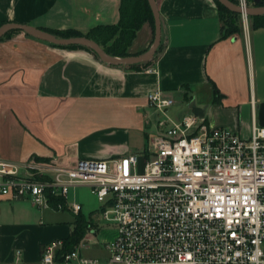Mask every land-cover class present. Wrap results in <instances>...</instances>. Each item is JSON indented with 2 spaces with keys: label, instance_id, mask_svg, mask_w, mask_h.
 Here are the masks:
<instances>
[{
  "label": "crops",
  "instance_id": "0c3cea01",
  "mask_svg": "<svg viewBox=\"0 0 264 264\" xmlns=\"http://www.w3.org/2000/svg\"><path fill=\"white\" fill-rule=\"evenodd\" d=\"M121 1L0 0V20L87 34L118 24ZM157 5L162 44L139 68L111 65L87 48L55 45L21 30L2 38L0 159L24 172L28 162L75 167L81 158L125 156L147 146L159 120L177 122L196 114L195 107L212 127L249 136L253 123L264 126V27L251 17L247 31L242 26L241 33L222 38L216 0ZM154 36L153 24L144 22L131 55L149 49ZM156 89L175 100L165 115L149 103ZM82 206L93 227V210L85 213ZM52 210L0 194V264H36L44 245L70 235L75 218L64 226Z\"/></svg>",
  "mask_w": 264,
  "mask_h": 264
},
{
  "label": "built area",
  "instance_id": "2783aa9c",
  "mask_svg": "<svg viewBox=\"0 0 264 264\" xmlns=\"http://www.w3.org/2000/svg\"><path fill=\"white\" fill-rule=\"evenodd\" d=\"M148 100L163 115L175 101L162 89ZM84 185L117 227L110 257L84 256L85 239L65 252L56 239L36 264H264V126L253 123L246 136L192 114L159 120L147 146L125 156L81 158L75 167L28 162L24 172L0 159V194L39 208L80 213L82 203L68 197Z\"/></svg>",
  "mask_w": 264,
  "mask_h": 264
},
{
  "label": "trees",
  "instance_id": "16d2710c",
  "mask_svg": "<svg viewBox=\"0 0 264 264\" xmlns=\"http://www.w3.org/2000/svg\"><path fill=\"white\" fill-rule=\"evenodd\" d=\"M231 1L238 3L239 0ZM216 2L219 7L222 38L241 33V14L228 9L220 3L219 0H216ZM120 10L121 19L118 24L98 25L92 28L87 34H83L74 29L64 31L55 30L50 32L61 37L86 35L87 37L97 41L108 53L117 56H128L132 54L129 49L130 45L136 38L137 33L144 22L150 21L155 30L154 15L149 0H122ZM252 18L256 27H264V14L253 16ZM5 22L7 21L0 20V26ZM13 31L8 32L5 36L9 35ZM75 46H80L93 51L92 49L81 45H72L71 47ZM93 52L97 55L95 51ZM150 62L151 61L129 66L139 68L141 66H148ZM216 91L218 92L217 89ZM60 202H64V198L60 196H52L53 204ZM91 222V219L87 218L82 211L76 215L70 235L63 239V249L65 252L74 249L81 242V240L86 236L91 226Z\"/></svg>",
  "mask_w": 264,
  "mask_h": 264
},
{
  "label": "water",
  "instance_id": "95a60500",
  "mask_svg": "<svg viewBox=\"0 0 264 264\" xmlns=\"http://www.w3.org/2000/svg\"><path fill=\"white\" fill-rule=\"evenodd\" d=\"M219 2L226 6L228 9L241 15L245 13L248 16L253 17L264 14V0H253V5H248L247 7H242L240 4L235 3L231 0H219ZM149 3L154 15L155 36L151 47L141 54L128 56L112 55L108 53L97 41L87 37L86 35L61 37L55 33L36 27L34 25L16 21H7L0 26V40L10 31L21 30L35 38L48 41L55 45H81L84 47H88L95 51L102 61L111 65L123 66L141 64L153 60L159 54V49L162 44V21L157 5V0H149ZM194 112L198 115H202L201 108L199 107H195Z\"/></svg>",
  "mask_w": 264,
  "mask_h": 264
},
{
  "label": "rangeland",
  "instance_id": "374dc122",
  "mask_svg": "<svg viewBox=\"0 0 264 264\" xmlns=\"http://www.w3.org/2000/svg\"><path fill=\"white\" fill-rule=\"evenodd\" d=\"M249 5H253V0H248ZM249 18H251L249 16ZM252 19V18H251ZM241 24L244 21L241 16ZM234 130V129H233ZM78 200L84 203V212L88 213L93 210V223L96 227V232L88 239L87 246L82 250V254L87 257L100 258L106 260L109 257V251L106 248V243L112 241L117 235V227L113 222H108L101 216V203L93 195L90 189L86 186H78L71 188L68 201ZM59 211V217L64 221V226H69V222L73 221L75 216L70 209H53Z\"/></svg>",
  "mask_w": 264,
  "mask_h": 264
}]
</instances>
